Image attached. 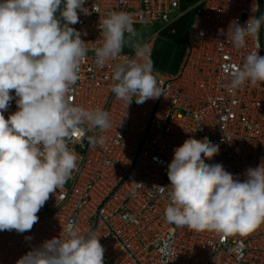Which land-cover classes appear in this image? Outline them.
I'll use <instances>...</instances> for the list:
<instances>
[{"label": "built area", "instance_id": "2783aa9c", "mask_svg": "<svg viewBox=\"0 0 264 264\" xmlns=\"http://www.w3.org/2000/svg\"><path fill=\"white\" fill-rule=\"evenodd\" d=\"M188 2L86 0L83 7L91 14L77 10L80 22L69 26L87 33L81 36L87 53L70 102L108 112L112 126L103 132L85 126L86 137H105L103 145L90 147L78 134L71 138L68 147L78 154L77 169L63 188L50 194L30 232L0 231V264H15L31 246L45 240L63 239L70 221L79 231L91 228L99 236L105 249L103 264H264V223L244 236H224L177 227L164 218L167 191L161 193L158 186L170 183L167 165L174 149L189 137H206L219 145L218 154L205 162L221 163L241 181L249 167L264 162V82L235 91L227 86L231 72L242 66L257 44L264 56V26L243 49H235L229 36L218 34V29L226 32L232 21L243 25L264 14V0ZM94 4L98 12L92 10ZM110 12L128 13L134 31L139 26L155 29L139 46L123 49L115 61L100 68L94 48L103 41L100 21ZM186 12L191 15L185 43L178 44L184 51L176 71L152 67L163 94L143 104L133 97L128 106L117 99L111 91L113 66L137 59L138 47L146 49L151 60L160 32ZM16 110L13 100L3 113L5 119ZM25 236L33 239L26 242Z\"/></svg>", "mask_w": 264, "mask_h": 264}, {"label": "clouds", "instance_id": "9594fccd", "mask_svg": "<svg viewBox=\"0 0 264 264\" xmlns=\"http://www.w3.org/2000/svg\"><path fill=\"white\" fill-rule=\"evenodd\" d=\"M85 3L0 0V231L30 232L50 194L63 188L77 169L78 154L68 147L71 138L78 134L90 147L103 145L105 137H86L85 126L101 132L112 126L108 112L70 102L87 53L81 36L87 33L69 25L80 22L77 10L91 14ZM92 10L98 12L95 4ZM133 24L126 12H110L100 21L103 41L94 48L97 67L121 55L125 33L134 34ZM262 26L264 14L243 25L232 21L226 32L218 29V34L229 36L235 49H243L248 38L258 37ZM259 48L257 44L242 66L231 72L227 86L233 91L264 82ZM136 57L113 66L111 91L127 106L133 97L143 104L164 91L152 74L146 49L138 47ZM13 100L17 110L5 119L3 113ZM218 152L219 145L206 137H189L174 149L167 165L170 183L158 186L161 193L167 191L164 218L197 232L244 236L264 223V162L249 167L241 181L221 163L205 162ZM32 239L25 236L26 242ZM104 251L93 229L81 232L70 221L63 239L54 237L31 246L15 264H103Z\"/></svg>", "mask_w": 264, "mask_h": 264}, {"label": "water", "instance_id": "95a60500", "mask_svg": "<svg viewBox=\"0 0 264 264\" xmlns=\"http://www.w3.org/2000/svg\"><path fill=\"white\" fill-rule=\"evenodd\" d=\"M184 47L172 41L158 39L151 56L152 66L174 73L183 54ZM170 58V59H169Z\"/></svg>", "mask_w": 264, "mask_h": 264}, {"label": "trees", "instance_id": "16d2710c", "mask_svg": "<svg viewBox=\"0 0 264 264\" xmlns=\"http://www.w3.org/2000/svg\"><path fill=\"white\" fill-rule=\"evenodd\" d=\"M190 12H186L179 16L166 30L161 31L160 33L163 34V36L159 35L160 39L168 40L175 42L177 44H184L185 43V37H184V29L190 19ZM153 26L151 29H149V33L152 31ZM173 28L174 31L170 32L169 29ZM137 29V28H136ZM135 29V30H136Z\"/></svg>", "mask_w": 264, "mask_h": 264}, {"label": "rangeland", "instance_id": "374dc122", "mask_svg": "<svg viewBox=\"0 0 264 264\" xmlns=\"http://www.w3.org/2000/svg\"><path fill=\"white\" fill-rule=\"evenodd\" d=\"M195 2L196 0H189L188 4H194ZM57 16H59V11L57 12ZM149 29L151 28L145 26H139L134 31V34H125L123 49L135 48L139 46L144 41L145 37L149 34L150 31ZM154 29L155 27L153 26L152 31ZM159 35L163 36V34L161 33Z\"/></svg>", "mask_w": 264, "mask_h": 264}]
</instances>
